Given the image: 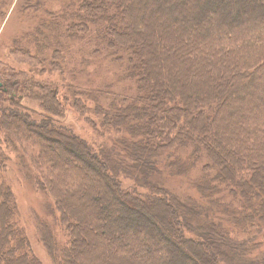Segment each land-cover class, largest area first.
Masks as SVG:
<instances>
[{"label":"trees","instance_id":"trees-1","mask_svg":"<svg viewBox=\"0 0 264 264\" xmlns=\"http://www.w3.org/2000/svg\"><path fill=\"white\" fill-rule=\"evenodd\" d=\"M57 4L0 61V264H43L11 153L50 200L38 237L53 264H264V0ZM83 52L117 65L127 96L44 79L83 74ZM68 108L107 142L78 135Z\"/></svg>","mask_w":264,"mask_h":264},{"label":"rangeland","instance_id":"rangeland-1","mask_svg":"<svg viewBox=\"0 0 264 264\" xmlns=\"http://www.w3.org/2000/svg\"><path fill=\"white\" fill-rule=\"evenodd\" d=\"M37 0H0V61L11 59L9 52L11 47L18 40L21 34H26L30 30L40 27V24L45 23L43 19H50L46 11L53 13L57 9V0H44L43 8L39 11L35 9ZM22 37V36H21ZM72 54L78 55L77 49ZM72 68L83 69V74L77 70L73 73L68 72L63 77L59 73H53L49 70L44 72L43 77L51 82H57L64 87L68 88V84L72 83L74 86L85 91H95L100 87L105 88L112 85L110 91H116L120 97L127 96L128 92L125 89L126 82L120 83L118 77L117 65L112 64L110 59H106V55H100L87 61V55L83 52V60H77L73 57L70 58ZM116 75V76H114ZM81 93H86L82 90H77ZM71 95V93L69 94ZM33 108L38 109L37 106L32 105ZM92 118V117H91ZM100 118V117H98ZM96 117L95 120L97 121ZM66 123L70 125L73 130L81 137L89 140L91 143L100 146L103 141L107 142L101 137L102 133L95 131L89 118L84 117L71 109H67ZM110 136H114L110 134ZM109 142V141H108ZM7 177L9 178L16 203V217L19 225L24 228L26 236L29 239L32 251L43 264H53L50 257L40 241L39 226L40 222L48 221L54 225V220H48L49 207H51L50 200L41 193L35 184L21 171L18 166L15 153H11L9 158ZM184 181V180H183ZM172 186L177 187L178 191L184 193L185 187L176 179L172 181ZM180 188V189H179ZM189 194V193H186ZM41 220V221H40ZM56 228L55 231H58ZM61 244L66 242L65 235L59 234ZM259 256H264V247L257 253Z\"/></svg>","mask_w":264,"mask_h":264}]
</instances>
